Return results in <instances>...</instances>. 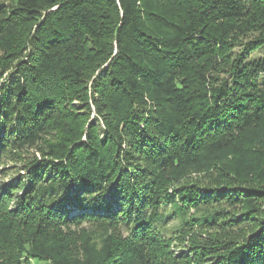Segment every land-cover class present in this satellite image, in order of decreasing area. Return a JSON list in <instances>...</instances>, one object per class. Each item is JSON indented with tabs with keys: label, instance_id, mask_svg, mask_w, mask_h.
I'll list each match as a JSON object with an SVG mask.
<instances>
[{
	"label": "trees",
	"instance_id": "obj_1",
	"mask_svg": "<svg viewBox=\"0 0 264 264\" xmlns=\"http://www.w3.org/2000/svg\"><path fill=\"white\" fill-rule=\"evenodd\" d=\"M8 162L0 264H264V0H0Z\"/></svg>",
	"mask_w": 264,
	"mask_h": 264
},
{
	"label": "rangeland",
	"instance_id": "obj_2",
	"mask_svg": "<svg viewBox=\"0 0 264 264\" xmlns=\"http://www.w3.org/2000/svg\"><path fill=\"white\" fill-rule=\"evenodd\" d=\"M259 55H263V54H259ZM257 53H255L254 54V56H259ZM34 155H36V153L34 152V150H29V151H26V154L24 155V156H26V157H33ZM37 156L39 157L40 155L37 153ZM8 166H3L2 168H4V169H7V170H5V172H6V174L4 175H1L0 176V186L2 185V184H4V183H8V182H11V181H15L17 178H19L20 177V175L22 174H20V173H18V165H12L11 164V162L9 163L8 162V164H7ZM11 165V166H10ZM1 168V170H3ZM14 173L16 174V175H14ZM196 177V176H195ZM212 177V176H211ZM211 177H201V178H199V175H198V182H197V180H196V183L198 184V185H200V188L201 187H203V185H208V184H210V182L211 181H213V179L211 178ZM229 191V190H228ZM231 207H234V206H231V204H225V208H223V209H227V212L228 213H232V212H234V213H237L238 212V210H237V212H236V210L235 209H233L232 208V210L230 209ZM216 211V209H212V210H209V211H207V209H205V208H199V209H192L191 211H190V215H189V217H191V216H194V217H203L206 213H209V212H215ZM198 230V229H197ZM196 230V231H197ZM198 231H201V230H198ZM204 233H208V232H204ZM213 233V232H212ZM198 238H200L199 236H205V234H203V232H198L197 234H195ZM191 238H193L192 236H191ZM186 246V243H177V248H176V250H181V249H185V251H187V248H184Z\"/></svg>",
	"mask_w": 264,
	"mask_h": 264
}]
</instances>
